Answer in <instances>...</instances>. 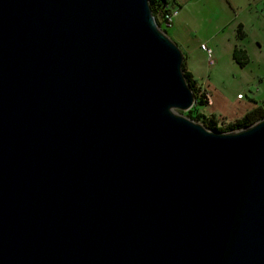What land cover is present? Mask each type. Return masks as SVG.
I'll return each instance as SVG.
<instances>
[{
    "label": "water",
    "instance_id": "obj_1",
    "mask_svg": "<svg viewBox=\"0 0 264 264\" xmlns=\"http://www.w3.org/2000/svg\"><path fill=\"white\" fill-rule=\"evenodd\" d=\"M150 0H0V264H264V117L208 129Z\"/></svg>",
    "mask_w": 264,
    "mask_h": 264
},
{
    "label": "crops",
    "instance_id": "obj_2",
    "mask_svg": "<svg viewBox=\"0 0 264 264\" xmlns=\"http://www.w3.org/2000/svg\"><path fill=\"white\" fill-rule=\"evenodd\" d=\"M173 4L179 13L173 17L167 33L185 53L186 67L193 78L209 91L210 105L205 113L231 121L263 104L249 97L245 99L241 93L231 99L228 89L240 77L236 76L238 62L233 55L234 49L245 50L250 59L249 45L240 42L238 34L244 35L249 28L252 33L248 39L254 42V50L264 52V0H175ZM217 7H222L221 13L229 18L215 17ZM203 43L214 51L215 59L211 65L201 49ZM263 76L252 74L253 79L250 77L252 81L249 82L263 84Z\"/></svg>",
    "mask_w": 264,
    "mask_h": 264
},
{
    "label": "trees",
    "instance_id": "obj_3",
    "mask_svg": "<svg viewBox=\"0 0 264 264\" xmlns=\"http://www.w3.org/2000/svg\"><path fill=\"white\" fill-rule=\"evenodd\" d=\"M150 5L153 9L154 14L156 15L157 22L165 28L163 25L161 17L163 16L164 11H168L170 8L174 7L175 0H150ZM242 28V25L239 26V31ZM167 29V28H165ZM164 29V30H165ZM167 31V30H165ZM243 34H238L239 38H243ZM234 58L236 61L241 65L245 66L249 62V57L245 50L237 47L234 49ZM186 55L185 61L183 62V70L186 75V79L188 83L191 85V88L194 90L195 97H196V104L191 109L185 111L191 119L196 121H201L205 127L208 129L219 130V131H229V130H236L241 128L245 125H251L261 118L264 117V103L258 104L255 108L248 110L244 115L241 117L231 120V121H224L221 120L216 114H207L205 113V107L210 105V94L208 90L201 85L198 84L197 80L194 79L193 74L187 69L186 67Z\"/></svg>",
    "mask_w": 264,
    "mask_h": 264
},
{
    "label": "rangeland",
    "instance_id": "obj_4",
    "mask_svg": "<svg viewBox=\"0 0 264 264\" xmlns=\"http://www.w3.org/2000/svg\"><path fill=\"white\" fill-rule=\"evenodd\" d=\"M217 9H215L214 11L215 17L219 16L220 18L223 16L225 19L229 18L228 15L225 16L223 15V13H221L220 9H222V7L218 10ZM225 19H223V21H225ZM163 29L165 28L163 27ZM165 30H167V32H170V28H167ZM251 33H252L251 30L248 28V32L247 33L245 32L242 39L240 38V42H242L243 44L245 43L249 45V52H250L249 62L248 64L244 66V68L243 66L241 67L239 63H237L238 66L235 65V68L237 70L236 76L239 75L240 77H238L236 81L230 84L231 86L229 87L228 91H229V95L231 99L236 98L237 94L241 93L242 95L245 96V99L249 97L250 99H254L257 102L264 103V82L263 84H258V83L256 84V83L249 82V81H252L253 79L252 74L255 75L257 73V75L259 76L264 75L263 70H262L264 69V52H259V51L254 50L256 48L255 44H253L254 42L251 39H248ZM214 59H215V55H214ZM212 63H214V61L211 62L209 60V64L211 65ZM205 111H208L207 107H205ZM183 114L188 116L187 114H185V111L183 112ZM224 121H227V120H224Z\"/></svg>",
    "mask_w": 264,
    "mask_h": 264
},
{
    "label": "built area",
    "instance_id": "obj_5",
    "mask_svg": "<svg viewBox=\"0 0 264 264\" xmlns=\"http://www.w3.org/2000/svg\"><path fill=\"white\" fill-rule=\"evenodd\" d=\"M179 13L178 7L174 6L170 8L168 11H164L163 16L161 17L163 25L165 28H170L173 24V17H175ZM201 49L205 51L207 57L211 62L214 61V52L211 47H209L206 43L201 45Z\"/></svg>",
    "mask_w": 264,
    "mask_h": 264
}]
</instances>
